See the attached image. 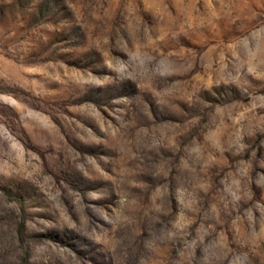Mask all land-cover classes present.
Here are the masks:
<instances>
[{"label":"rangeland","instance_id":"1","mask_svg":"<svg viewBox=\"0 0 264 264\" xmlns=\"http://www.w3.org/2000/svg\"><path fill=\"white\" fill-rule=\"evenodd\" d=\"M0 264H264V0H0Z\"/></svg>","mask_w":264,"mask_h":264}]
</instances>
